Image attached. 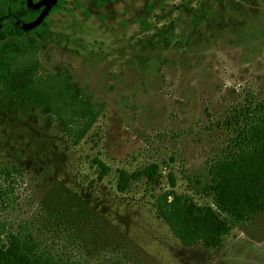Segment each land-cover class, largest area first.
<instances>
[{
	"label": "rangeland",
	"instance_id": "1",
	"mask_svg": "<svg viewBox=\"0 0 264 264\" xmlns=\"http://www.w3.org/2000/svg\"><path fill=\"white\" fill-rule=\"evenodd\" d=\"M26 6L31 22L0 18L25 35L46 23L19 71L69 72L101 113L73 145L60 119L69 109L0 102V171L10 172H0V248L17 237L38 264H264V213L233 220L207 189L209 163L264 108V0ZM150 165L155 176L119 190L122 172ZM209 209L230 226L216 249L203 244Z\"/></svg>",
	"mask_w": 264,
	"mask_h": 264
},
{
	"label": "trees",
	"instance_id": "2",
	"mask_svg": "<svg viewBox=\"0 0 264 264\" xmlns=\"http://www.w3.org/2000/svg\"><path fill=\"white\" fill-rule=\"evenodd\" d=\"M6 16L31 22L37 13L27 8L26 0H17L8 5L0 2V18ZM32 33L25 35L19 26L12 23L0 28V102L13 100L17 108L47 109L51 114L69 109V121L59 117L63 132L73 145H77L101 110L92 103L91 97L83 98L73 92L69 72L37 77L34 68L27 69L25 73L19 71L18 60L36 51L39 39L47 35L46 23L36 27ZM240 125L229 150L209 163L211 183L207 187L218 199L215 206L237 221L243 220L247 213H264V108L244 115ZM103 170L107 172V168L103 167ZM0 172L5 176L10 174L4 169ZM157 172L156 165H150L140 174L122 172L119 190H124L122 182L130 177L143 175L150 179ZM202 223L206 233L204 246L218 248L230 230L228 222L209 209ZM11 240L8 246L0 248V264H38L29 254L25 241L17 237Z\"/></svg>",
	"mask_w": 264,
	"mask_h": 264
}]
</instances>
